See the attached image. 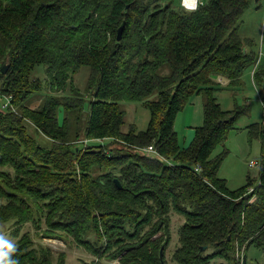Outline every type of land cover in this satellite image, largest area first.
Returning <instances> with one entry per match:
<instances>
[{
    "label": "trees",
    "instance_id": "obj_1",
    "mask_svg": "<svg viewBox=\"0 0 264 264\" xmlns=\"http://www.w3.org/2000/svg\"><path fill=\"white\" fill-rule=\"evenodd\" d=\"M251 1L187 11L173 0H0V94L10 99L0 111V224L12 223L18 239L0 264H66L65 253L55 262L51 248L20 236L28 224L43 239L83 248L91 264H169L173 216L183 220L173 262L246 264L238 251L264 245V117L246 128L262 144L255 187L248 177L230 190L218 176L226 153H212L249 110L222 109L216 93L252 66L264 89V63L238 34ZM38 66L51 93L32 109L27 101L45 88L32 78ZM85 66L89 111L74 87ZM195 95L204 98V123L183 148L175 124ZM126 101L148 108L146 131H122Z\"/></svg>",
    "mask_w": 264,
    "mask_h": 264
},
{
    "label": "rangeland",
    "instance_id": "obj_2",
    "mask_svg": "<svg viewBox=\"0 0 264 264\" xmlns=\"http://www.w3.org/2000/svg\"><path fill=\"white\" fill-rule=\"evenodd\" d=\"M176 7L180 6L182 0H173ZM210 0H200L201 3H208ZM182 6V5H181ZM239 36L245 40H251L254 43V49L259 55V63H264V51L262 40L264 35V0H252L250 7L243 15L242 22L238 28ZM258 63V64H259ZM255 67L252 66L246 69L240 83L235 88H225L216 93V98L221 104L222 109L226 111H234L239 107H249L248 113L242 116L236 126L238 130L232 131L228 138L219 145L212 153V157L216 158L223 153H226L225 158L218 171V176L225 179L230 190H237L246 185L248 177H251L254 182V187L259 182L262 160V144L259 140H250L248 137L247 127L261 123L264 117L262 97L264 89L255 85L253 75ZM90 68L85 66L80 69L74 76V87L77 89V94L86 99V111H89L91 98L87 94L88 80L90 77ZM32 78L40 79L44 82V90L40 94H36L30 98L26 105L32 109H37L43 98L49 90V76L44 66H38L32 73ZM222 87L227 85L226 80L217 79ZM65 95H71L69 88ZM155 98V97H154ZM10 99L0 94V111L6 112L9 110ZM122 109L126 112V123L122 128L124 133L129 131L131 125H136L139 131H146L150 122L151 114L148 108L142 102H122ZM60 118H63L61 114ZM62 120V119H61ZM204 123V98L202 95L192 96L185 107L179 114L175 130L178 134L179 143L183 148H188L195 135L197 127ZM34 135V132L32 131ZM105 143L109 140L103 141ZM257 163L255 167H250V163ZM253 189V188H252ZM183 224L180 217L173 216L172 220V243L167 250V260L169 264H177L173 262V252L178 246V230ZM14 226L10 224H0V261L7 258L10 259L16 249L17 238L12 234ZM29 233L33 237L35 246L49 247L53 252L54 261L57 262L61 253L66 254V264H91L97 259L86 252L83 248L77 247L75 243H65L57 239H43V235L36 233L33 224H28L21 231L20 236ZM12 245V249L8 247ZM237 258L245 260L246 264H264V245L257 246L251 244L246 246L245 250L238 251ZM105 264H118L104 261ZM223 260H214L211 264H222Z\"/></svg>",
    "mask_w": 264,
    "mask_h": 264
},
{
    "label": "built area",
    "instance_id": "obj_3",
    "mask_svg": "<svg viewBox=\"0 0 264 264\" xmlns=\"http://www.w3.org/2000/svg\"><path fill=\"white\" fill-rule=\"evenodd\" d=\"M201 4L199 0H182V7L185 8L187 11H195L197 10L198 6ZM5 107H8L7 105ZM146 154L150 155L151 157L157 156L158 153L153 147H149L143 150ZM257 163L251 162L250 167H255ZM200 170V167L197 168ZM254 189H250V193H252Z\"/></svg>",
    "mask_w": 264,
    "mask_h": 264
},
{
    "label": "water",
    "instance_id": "obj_4",
    "mask_svg": "<svg viewBox=\"0 0 264 264\" xmlns=\"http://www.w3.org/2000/svg\"><path fill=\"white\" fill-rule=\"evenodd\" d=\"M124 25L120 28V30H119V32H118V41H121V39H122V35H123V31H124ZM7 71H8V66H5L3 69H2V73L3 74H6L7 73ZM116 183H117V185H118V187L121 189L122 187H121V185H120V183L118 182V181H116ZM207 249H206V247H204L203 249H202V252H205Z\"/></svg>",
    "mask_w": 264,
    "mask_h": 264
},
{
    "label": "clouds",
    "instance_id": "obj_5",
    "mask_svg": "<svg viewBox=\"0 0 264 264\" xmlns=\"http://www.w3.org/2000/svg\"><path fill=\"white\" fill-rule=\"evenodd\" d=\"M10 249H12V245H8ZM4 264H14V262L4 261Z\"/></svg>",
    "mask_w": 264,
    "mask_h": 264
},
{
    "label": "crops",
    "instance_id": "obj_6",
    "mask_svg": "<svg viewBox=\"0 0 264 264\" xmlns=\"http://www.w3.org/2000/svg\"><path fill=\"white\" fill-rule=\"evenodd\" d=\"M200 1V0H199ZM195 134H196V130H195ZM194 138H195V135H194Z\"/></svg>",
    "mask_w": 264,
    "mask_h": 264
}]
</instances>
